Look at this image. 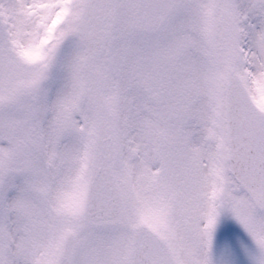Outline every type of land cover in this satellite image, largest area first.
Listing matches in <instances>:
<instances>
[{"label":"snow or ice","instance_id":"6c2138e0","mask_svg":"<svg viewBox=\"0 0 264 264\" xmlns=\"http://www.w3.org/2000/svg\"><path fill=\"white\" fill-rule=\"evenodd\" d=\"M0 264H264V0H0Z\"/></svg>","mask_w":264,"mask_h":264}]
</instances>
